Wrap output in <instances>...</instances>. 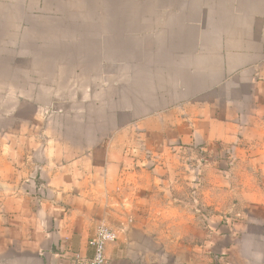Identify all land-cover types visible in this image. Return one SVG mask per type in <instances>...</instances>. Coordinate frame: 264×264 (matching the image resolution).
I'll use <instances>...</instances> for the list:
<instances>
[{
    "label": "crops",
    "instance_id": "crops-1",
    "mask_svg": "<svg viewBox=\"0 0 264 264\" xmlns=\"http://www.w3.org/2000/svg\"><path fill=\"white\" fill-rule=\"evenodd\" d=\"M83 41L103 61L102 94L115 59L131 117L88 146L73 135L89 130L39 112L0 132V264L92 257L102 221L118 236L107 264H264V0H0V117L15 92L43 89L12 76ZM20 103L40 111L31 93ZM195 148L220 159L197 178Z\"/></svg>",
    "mask_w": 264,
    "mask_h": 264
},
{
    "label": "rangeland",
    "instance_id": "rangeland-1",
    "mask_svg": "<svg viewBox=\"0 0 264 264\" xmlns=\"http://www.w3.org/2000/svg\"><path fill=\"white\" fill-rule=\"evenodd\" d=\"M89 2L97 4L99 0H89ZM92 13L94 14L93 19L98 18L97 12ZM61 47L59 58H53V50H46L47 57L45 59L38 62L35 60L34 63L31 61L28 63L23 62L24 64L27 63V66L40 67L42 74L12 76L13 82H26L29 78L30 82H39L43 89L35 92H15L13 98H11L13 101L1 109V113L4 114L8 111L11 114L0 117V132L11 129L16 125L20 127L27 126L39 112L43 116H58L59 120L62 119V123L58 121L49 125L55 126L57 129L62 126V129L71 133V135H73L72 132L89 130L90 133L85 137L79 135L75 138L73 135L75 145L88 146L89 143L98 141L92 139V136L96 134L97 136H100L99 134L105 135L109 131L115 130L119 121H127L131 117L128 112H125L119 106L117 101L118 86L115 83L117 82L118 68L114 62L115 59L110 58L107 63L104 62L109 71L110 88L108 94H104V92L102 94V80L100 73L97 72L101 69L103 61L96 53L94 57L91 56V53L95 51L94 47L85 41L76 46L65 45ZM64 52H70L72 53L70 56L75 57L64 58L65 55H62ZM57 72L60 74L55 75ZM96 75H98V78ZM127 83L128 78H126L123 85L125 86ZM51 87H55L56 90H46ZM88 87H93V91L88 92ZM28 93L33 94L34 98L41 104L40 111H37L38 108L31 104L21 107L20 101L25 99ZM91 97L92 99H90ZM102 100L104 101L103 106L100 105ZM54 101H56V104ZM73 117H83L87 123L81 122L78 124L73 121ZM203 150L195 148L185 158L188 173H191L194 178H197L199 165L213 164V161L220 162L217 151L213 152L207 148ZM222 159L229 161L227 156H223ZM191 194L197 195L196 187H192Z\"/></svg>",
    "mask_w": 264,
    "mask_h": 264
},
{
    "label": "built area",
    "instance_id": "built-area-1",
    "mask_svg": "<svg viewBox=\"0 0 264 264\" xmlns=\"http://www.w3.org/2000/svg\"><path fill=\"white\" fill-rule=\"evenodd\" d=\"M116 231L106 222H99L92 237L89 239V246L93 248L92 257H85L80 252L72 253L74 264H107V245L117 240Z\"/></svg>",
    "mask_w": 264,
    "mask_h": 264
}]
</instances>
